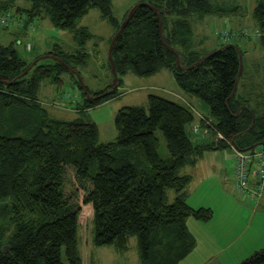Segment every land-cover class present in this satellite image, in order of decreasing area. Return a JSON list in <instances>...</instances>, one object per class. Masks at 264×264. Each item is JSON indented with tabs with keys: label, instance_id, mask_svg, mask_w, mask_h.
I'll use <instances>...</instances> for the list:
<instances>
[{
	"label": "trees",
	"instance_id": "16d2710c",
	"mask_svg": "<svg viewBox=\"0 0 264 264\" xmlns=\"http://www.w3.org/2000/svg\"><path fill=\"white\" fill-rule=\"evenodd\" d=\"M17 1L0 0V16H10L1 28L19 22L22 30H34L29 24L35 18H47L70 29L81 44L90 33L78 29L77 22L99 8L116 25L109 62L118 81L94 96L81 84L83 101L75 108L81 116L52 117L39 96L43 82L59 86L71 60L87 54L73 55L57 46L29 62L14 43L0 41V264H82L78 225L87 205L94 209V246L125 252L136 236L142 264H180L197 245L188 219L209 221L213 216L210 208L188 204L192 175L182 169L195 167L207 150L226 148L230 142L241 150L264 143V113L258 116L237 98L244 74L241 49L227 41L209 53L193 49L194 17L218 10L210 0H139L119 23L113 0H28L29 6L13 11ZM254 19L259 29L232 32L228 41L264 33V0ZM220 32L215 31L216 37ZM26 49L33 51V44ZM49 57L55 62L44 61ZM163 68L174 73L184 95L207 106L209 137L193 141L190 132L196 133L198 124L189 99L178 102L150 94L148 110L122 107L115 119L117 138L100 141L90 109L118 95L121 75L149 77ZM199 127L197 133H203V118ZM158 132L167 157L160 155ZM219 133L224 139L216 140ZM244 134L247 138L238 143ZM254 170L253 164L250 186L256 185ZM169 190L176 192L173 202ZM244 195L247 201H258ZM243 264H264V249Z\"/></svg>",
	"mask_w": 264,
	"mask_h": 264
},
{
	"label": "rangeland",
	"instance_id": "374dc122",
	"mask_svg": "<svg viewBox=\"0 0 264 264\" xmlns=\"http://www.w3.org/2000/svg\"><path fill=\"white\" fill-rule=\"evenodd\" d=\"M260 1L210 0L218 11L200 19L194 17L193 49L209 53L219 48L224 42L216 37L217 29L230 32L259 29L255 24L254 12ZM138 2L139 0H113L114 17L119 23ZM19 5L29 6V2L18 0L10 9L16 11ZM18 24L7 29L0 26V41L4 44L14 43L19 55L29 62L46 55L57 46L73 55H78L79 52L87 54L80 61L71 60V69L62 74L59 86L51 81L43 82L39 96L52 117L73 120L81 116L75 109L77 103L83 101L81 84L92 95L104 91L112 84L115 86L109 49L116 25L105 18L99 8L90 9L77 22L78 29H85L90 33L83 44L75 39V34L70 29L56 27L47 18H35L29 24L35 26L34 30H31L32 27L22 30ZM29 42L33 44V51L26 49ZM227 42L236 44L243 53L244 74L238 84L237 98L259 116L264 113V33L259 30L257 37H239ZM44 61L53 63L55 59L49 57ZM120 79L122 81L117 89L118 95L88 112V117L97 124L99 139L103 142L117 138L115 119L122 107L140 106L148 110L150 94L181 101L170 94V91L180 87L169 69L163 68L149 77L128 73L121 75ZM185 97L192 104L189 106L194 107L199 125V116L206 117L208 108L198 98ZM190 135L195 142L201 140V133L190 132ZM205 135L209 137V132ZM158 136L160 155L167 157L169 152L166 142L160 132ZM246 138L247 134L239 136L237 142H243ZM232 146L236 147L230 142L226 148L207 150L198 160L199 164L182 169L183 174L192 175V182L187 189L188 204L194 209L210 208L213 216L209 221L196 220L194 217L188 219L189 222H197L190 223L191 228L189 227L197 237V245L180 264H243L255 252L264 249V197L260 201H247L238 187L236 158ZM175 197L176 192L169 190V202H173ZM93 221V206L87 205L80 214L78 225V249L82 264H141L136 236L131 238L130 247L123 254L116 252L114 246H94Z\"/></svg>",
	"mask_w": 264,
	"mask_h": 264
},
{
	"label": "built area",
	"instance_id": "2783aa9c",
	"mask_svg": "<svg viewBox=\"0 0 264 264\" xmlns=\"http://www.w3.org/2000/svg\"><path fill=\"white\" fill-rule=\"evenodd\" d=\"M9 18V15L0 16V26H6V23L9 22ZM233 34L225 30L218 33V36L222 41L226 42L232 38ZM191 108L195 111L193 107ZM235 158L236 181L238 187L241 188L243 194L248 193V197L260 199V197L264 195V143L257 146L252 153L237 152ZM253 164L255 165L254 175L256 176V185L250 186V181L252 180L250 172Z\"/></svg>",
	"mask_w": 264,
	"mask_h": 264
},
{
	"label": "bare ground",
	"instance_id": "6f19581e",
	"mask_svg": "<svg viewBox=\"0 0 264 264\" xmlns=\"http://www.w3.org/2000/svg\"><path fill=\"white\" fill-rule=\"evenodd\" d=\"M224 42V41H223ZM117 84V83H116ZM115 84V85H116ZM204 119V121H205V124H206V128L204 129V131H203V134L205 135V133H208L209 131H210V129H211V124H212V120H208V119H206V118H203ZM194 132H199L200 131V127H199V125H194ZM222 139H224V136L221 134V133H219L218 135H217V137H216V140H222ZM261 145V144H260ZM257 146H259V145H257ZM256 146V147H257ZM256 147H254V148H251V149H247V150H241V149H239V148H237V147H235V148H232V150H233V152L235 153V157H236V155H237V152H242V153H252L253 151H254V149L256 148Z\"/></svg>",
	"mask_w": 264,
	"mask_h": 264
},
{
	"label": "crops",
	"instance_id": "0c3cea01",
	"mask_svg": "<svg viewBox=\"0 0 264 264\" xmlns=\"http://www.w3.org/2000/svg\"><path fill=\"white\" fill-rule=\"evenodd\" d=\"M183 92H180V89H178V90H172V91H170V94H173L174 96H177L178 98H180L181 99V101H178V102H182V101H184V99L186 100L187 98L185 97V96H183V94H182ZM200 118H205L204 116H202V115H200L199 116V120H200ZM207 119V118H206ZM197 123V122H196ZM201 134H202V136L203 137H206L207 138V136L206 135H204L202 132H201ZM199 164V163H198ZM264 200V199H263ZM190 220H188V227H190V223L191 224H197V222H189ZM191 228V227H190ZM133 238V237H132ZM196 239H197V237H196ZM130 243H131V238H130V241H129V245H130ZM130 247V246H129ZM114 249H115V251L116 252H119L118 250H116V248L114 247ZM129 249V248H128ZM128 251V250H127ZM127 251H125V252H127ZM138 251H139V247H138ZM125 252H119V253H125ZM139 258H140V261H141V264H142V260H141V257H140V252H139Z\"/></svg>",
	"mask_w": 264,
	"mask_h": 264
},
{
	"label": "water",
	"instance_id": "95a60500",
	"mask_svg": "<svg viewBox=\"0 0 264 264\" xmlns=\"http://www.w3.org/2000/svg\"><path fill=\"white\" fill-rule=\"evenodd\" d=\"M123 27H124V26H122V29H123ZM116 38H117V36H116ZM116 38L114 39L113 44L115 43ZM113 44H112L111 47H110V51H111V49H112V47H113ZM111 59H112L111 54H109V60H111ZM241 72H242V71H241ZM241 72H240V75H241ZM113 74H114V76H115V81H114V85H115V84L117 83V82H116V81H117V74H116L115 69H113Z\"/></svg>",
	"mask_w": 264,
	"mask_h": 264
},
{
	"label": "clouds",
	"instance_id": "9594fccd",
	"mask_svg": "<svg viewBox=\"0 0 264 264\" xmlns=\"http://www.w3.org/2000/svg\"><path fill=\"white\" fill-rule=\"evenodd\" d=\"M194 108V107H193ZM232 148H233V146H232Z\"/></svg>",
	"mask_w": 264,
	"mask_h": 264
}]
</instances>
